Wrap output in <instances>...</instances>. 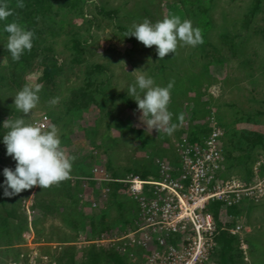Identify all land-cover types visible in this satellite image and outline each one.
Returning a JSON list of instances; mask_svg holds the SVG:
<instances>
[{
  "label": "rangeland",
  "instance_id": "rangeland-1",
  "mask_svg": "<svg viewBox=\"0 0 264 264\" xmlns=\"http://www.w3.org/2000/svg\"><path fill=\"white\" fill-rule=\"evenodd\" d=\"M70 3L53 1L49 10L38 16L35 29L39 35L32 48L35 56L24 61L12 60L6 49L8 34L0 21L3 136L8 131L3 123L9 117L24 116L31 122L46 114L60 129L61 146L77 157L72 176L86 177L79 172L96 166L116 176L145 171L153 175L157 172V158L178 165L176 140L184 132L189 137L200 136L201 126L208 129L213 116L224 132L223 174L238 179L264 177V140L256 147L246 140L264 137V0H260L255 12L254 0ZM169 14L190 19L194 27L202 30L204 43L178 47L175 54L169 53L160 60L155 45L145 47L135 37H125L133 23L145 18L154 23ZM74 42L79 43L78 50L73 48ZM54 67L57 73H53ZM137 69L160 86L175 81L169 111L178 127L171 135L147 127V118L141 120L137 103L128 96V87L136 78L131 73ZM37 83L43 85L38 106L27 115L17 111L15 94L25 84ZM82 95L83 99H90L84 102ZM55 97L60 99L52 106L49 101ZM181 113L182 124L178 120ZM5 167L14 170L16 161L7 155L3 144L0 264H25L20 255L26 257L32 250L46 257V261L38 259L36 264H66L69 250L80 257L88 247L95 246L87 242L109 233L122 234L132 226L134 205L123 197H118L117 204L108 197L105 204L93 210L92 191L86 189L76 194L65 184L45 189L33 186L5 196ZM218 220L226 228L237 223L243 227L235 236L240 255L234 264H264V199L246 202L238 213L219 216ZM239 239L246 245L247 261L243 260Z\"/></svg>",
  "mask_w": 264,
  "mask_h": 264
},
{
  "label": "built area",
  "instance_id": "built-area-1",
  "mask_svg": "<svg viewBox=\"0 0 264 264\" xmlns=\"http://www.w3.org/2000/svg\"><path fill=\"white\" fill-rule=\"evenodd\" d=\"M31 122L46 127L52 124L46 114ZM185 125L188 127V121ZM223 136V130L211 116L204 137L192 142L184 132L176 140L178 165L157 158L154 161L157 172L145 177L134 172L115 177L99 166L93 167L88 177L70 174L71 178L65 181L72 185L79 183L83 190L98 192L90 205L93 210L107 202L114 186L119 195L133 203L136 213L128 231L109 233L87 243L106 247L131 262L140 258V264H217L212 255L219 232L238 236L243 227L237 223L232 228H218L208 211L210 203H219V216H227V210L232 207L264 199V177L255 175L244 181L222 176ZM239 249L247 261L243 239H239ZM36 252L32 250L26 257L21 254L20 258L25 264H36L38 259L46 261V257Z\"/></svg>",
  "mask_w": 264,
  "mask_h": 264
},
{
  "label": "clouds",
  "instance_id": "clouds-1",
  "mask_svg": "<svg viewBox=\"0 0 264 264\" xmlns=\"http://www.w3.org/2000/svg\"><path fill=\"white\" fill-rule=\"evenodd\" d=\"M24 7L23 0H16L15 8ZM15 15L10 0H0V21H7ZM3 31L8 34L6 49L14 62H18L26 50L30 52L33 48L34 30L22 25L19 19L6 23ZM125 37H135L145 47L155 45L160 60L169 53L175 54L178 47H196L204 43L202 30L194 27L190 19L182 20L176 14H169L154 23L148 18L140 23H133ZM141 70L137 69L131 73L136 78L128 87V96L137 103L141 120L147 118V127L171 135L178 127L172 122L173 113L169 111L171 90L175 81L160 86ZM42 88L43 85L39 83L25 84L14 96L16 110L25 115L30 114L39 104ZM59 99L55 97L49 104L54 106ZM178 120L183 123V113L179 114ZM3 127L8 129L3 136L7 155L16 161L14 170L9 167L3 169L6 178L3 185L5 196L19 194L33 186H40L42 189L58 186L60 182L71 178L73 162L77 157L69 155L61 146L60 129L55 124L46 127L20 116L16 119L9 117L4 121Z\"/></svg>",
  "mask_w": 264,
  "mask_h": 264
},
{
  "label": "trees",
  "instance_id": "trees-1",
  "mask_svg": "<svg viewBox=\"0 0 264 264\" xmlns=\"http://www.w3.org/2000/svg\"><path fill=\"white\" fill-rule=\"evenodd\" d=\"M56 2V1H62V0H23L25 7L22 9L19 8H15V4H16V0H10V6L13 7L15 9V17H9L8 20L6 22H3L4 25L8 22H11L13 19H19L20 23L22 25H25L28 29L30 30H34L35 33V38L33 40V45L36 43L37 40V36L38 31L35 29L36 23H37V18L38 16H43L45 12H47L50 8V6L52 5V2ZM64 4H71L70 0H63ZM260 5V0H254V5L252 7V11H257L258 7ZM73 48L75 50L79 49V43L78 42H74L73 43ZM25 57H23V55L21 56L19 61H24L26 60L25 58H32L35 56L34 50L32 49L30 52L29 51H25ZM57 68H53V73H57ZM82 100L84 102H86L87 100H89L90 98H86L83 99V95H82ZM48 116V115H47ZM49 117V116H48ZM218 124V123H217ZM219 126V124H218ZM201 132H200V136L196 135V136H190L189 139L190 141L194 142L197 141L198 139H200L201 137H204L208 131L207 128L202 127L201 126ZM2 128H1V123H0V140L3 141V134L1 133ZM246 140L248 141L250 146H258V145H262L264 137H256L255 139H249L246 138ZM3 142L0 144V148L2 150V146H3ZM0 150V151H1ZM109 168V167H108ZM262 169V167L260 168ZM79 174L81 175H85L86 177H88L90 175V170L87 171H80ZM118 174H114L112 173V176H115ZM122 174H119V176H121ZM142 177H145L148 175L147 171L143 172L140 174ZM223 177H226L224 174H222ZM242 179V178H241ZM250 178H246V179H242L244 181H248ZM65 184L67 187H70L71 189L74 190V192L76 194H80L83 189L81 188V186L79 185V183H75L74 185H72L69 181H62L60 182V185ZM54 186L57 185H53L52 188H54ZM50 188V187H49ZM112 193L111 196L113 202H115V204H117L118 201V197H123V196H119V194L117 193V187L112 186ZM94 194L95 191H94ZM124 198V197H123ZM124 200H127L126 198H124ZM119 203V202H118ZM244 205V204H243ZM242 206V205H241ZM219 208H220V204L217 202H213L209 205L208 211H210L213 214V217L215 219V221L217 222V226L218 228L222 227V224H220L218 218H219ZM239 207H232L230 209L227 210V213L229 215H232L233 213H238V209ZM236 238L235 236H231L227 231H220L218 237L216 238V248L214 250L213 253V258L216 260L217 264H234V260L239 257L240 252L238 250V247L235 246L236 243ZM72 247V246H69ZM73 249V248H71ZM217 259H216V258ZM66 264H131L127 258L123 255H120L112 250H101L96 248L95 246H90L88 247V249L82 254V256L80 257H76L75 252L69 250L66 256ZM133 264H140V258L137 259L136 262H134Z\"/></svg>",
  "mask_w": 264,
  "mask_h": 264
}]
</instances>
